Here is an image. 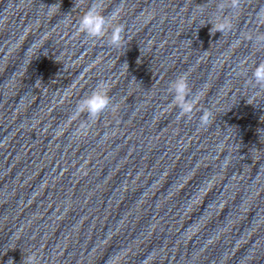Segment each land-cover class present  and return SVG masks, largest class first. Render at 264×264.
<instances>
[{
  "label": "water",
  "instance_id": "obj_1",
  "mask_svg": "<svg viewBox=\"0 0 264 264\" xmlns=\"http://www.w3.org/2000/svg\"><path fill=\"white\" fill-rule=\"evenodd\" d=\"M94 3L119 13V46L111 27L80 31ZM261 10L0 0V264H264ZM219 17L230 30L211 31ZM181 75L188 116L169 87ZM101 84L109 107L77 113Z\"/></svg>",
  "mask_w": 264,
  "mask_h": 264
},
{
  "label": "clouds",
  "instance_id": "obj_2",
  "mask_svg": "<svg viewBox=\"0 0 264 264\" xmlns=\"http://www.w3.org/2000/svg\"><path fill=\"white\" fill-rule=\"evenodd\" d=\"M224 5L230 6L232 9H238L240 0H221V7ZM51 10V5L49 6ZM118 12H113L111 16H105L102 11V7L99 3L92 4L81 16L79 21V29L90 37H102L105 35L107 29L111 27V35L109 43L115 46H119L122 40L123 26L115 24L118 16ZM257 20L260 23H264V10L258 13ZM212 29L223 33L226 30H230V21L225 17H219L216 23H211ZM255 46L264 48V33L257 34L251 41ZM250 83L259 90H264V61H260L254 65L251 70ZM170 91L173 94V102L180 108L181 114L188 116L192 113L196 100H189V84L186 76H178L173 80L170 85ZM111 104V99L107 94L106 85H98L93 92L85 97L77 105V113L87 112L88 116L92 119L98 117L105 109ZM114 107V106H113ZM210 113L204 112L200 117L201 125H207L209 123ZM23 264H35V257L29 256L23 258Z\"/></svg>",
  "mask_w": 264,
  "mask_h": 264
}]
</instances>
